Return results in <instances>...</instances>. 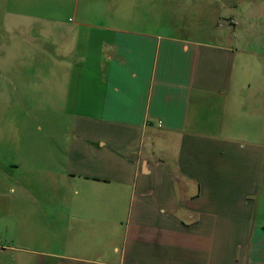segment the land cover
<instances>
[{"label": "crops", "instance_id": "obj_1", "mask_svg": "<svg viewBox=\"0 0 264 264\" xmlns=\"http://www.w3.org/2000/svg\"><path fill=\"white\" fill-rule=\"evenodd\" d=\"M11 98L0 264H264V0H0Z\"/></svg>", "mask_w": 264, "mask_h": 264}, {"label": "rangeland", "instance_id": "obj_2", "mask_svg": "<svg viewBox=\"0 0 264 264\" xmlns=\"http://www.w3.org/2000/svg\"><path fill=\"white\" fill-rule=\"evenodd\" d=\"M195 19H197V16L195 14L190 13L188 20L189 21H194ZM199 20V18L197 19ZM196 27L198 29L199 32H202L206 27H207V21L203 22L202 24L196 22ZM253 60H251V65L248 66V70H247V74L246 76L248 77L250 82H254L255 79H257V75L259 74L260 71V63L258 62V60L256 58H254L253 56H250ZM20 100H24V105L22 106L20 103V100H16L15 98H11L9 99V111L6 112V117H5V121H6V129H5V134L2 135L0 132V138H5L6 142H5V156L6 158L10 157V155H13V148L9 143L12 142V140L15 139V141H17V139H19V136L23 135V137H25V130L28 129V126L32 124V121L35 120L34 116L29 113L28 116L25 114H22L20 112V109L18 108V105L24 107V108H31L33 109V101L32 99L29 98H24V96H21L19 98ZM4 103L0 102V116L3 113V111H5V107L3 106ZM24 125H26L25 128H23V130H21L22 127H24ZM264 128V122H262L261 124H256V129L257 131L261 128ZM262 132V131H261ZM9 139V140H7ZM16 144V143H15ZM4 186L9 185V183L4 182L3 183ZM23 185V184H21ZM20 185V190H17V192L14 194L13 197V203L15 204H20V205H26L23 203H26V201L29 200L28 196L30 197V194L27 193L26 191H24L25 189H22ZM10 197V196H9ZM8 223V228L11 229L12 231L16 232V233H22V230L19 229L18 226L12 224V223ZM19 229V230H18ZM7 226H6V222L3 221V224L1 223L0 226V234H1V239L4 240V237H6L5 233H7ZM8 234V233H7Z\"/></svg>", "mask_w": 264, "mask_h": 264}]
</instances>
